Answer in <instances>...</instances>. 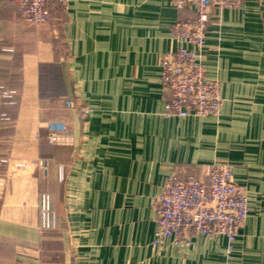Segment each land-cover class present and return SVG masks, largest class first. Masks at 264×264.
<instances>
[{"label": "crops", "instance_id": "0c3cea01", "mask_svg": "<svg viewBox=\"0 0 264 264\" xmlns=\"http://www.w3.org/2000/svg\"><path fill=\"white\" fill-rule=\"evenodd\" d=\"M53 5V22L33 26L0 0V264H264V0L211 12L200 55L222 85L218 118L162 115L161 58L193 11L169 0ZM53 121L67 127L61 143L48 140ZM214 163L248 193L234 250L201 235L153 248L152 204L169 176L208 183Z\"/></svg>", "mask_w": 264, "mask_h": 264}, {"label": "built area", "instance_id": "2783aa9c", "mask_svg": "<svg viewBox=\"0 0 264 264\" xmlns=\"http://www.w3.org/2000/svg\"><path fill=\"white\" fill-rule=\"evenodd\" d=\"M53 0H10L17 14L33 26L53 22ZM67 9L68 0H56ZM180 12L193 11L194 18L178 20L172 27L178 46L161 58V84L166 94L162 115L178 117H220L223 109L222 85L206 77L200 52L205 46L213 9H235L240 0H169ZM72 108V102L65 104ZM87 119L90 110L80 108ZM48 140L51 144L65 140L67 127L62 122H49ZM208 183L186 171H175L167 179L162 193L155 197L152 208L156 232L153 248L167 242L175 247L190 246L194 235L208 238L223 236L227 250H234L239 232L249 213V198L244 186L235 181L233 167L214 163L208 167ZM43 214H51L50 198L43 200ZM54 223V222H53ZM49 227V224H45ZM54 226V224H53Z\"/></svg>", "mask_w": 264, "mask_h": 264}, {"label": "trees", "instance_id": "16d2710c", "mask_svg": "<svg viewBox=\"0 0 264 264\" xmlns=\"http://www.w3.org/2000/svg\"><path fill=\"white\" fill-rule=\"evenodd\" d=\"M53 4H54V0H53L52 3H51V13L53 12V6H54ZM52 16H53V15H52ZM2 118H4V117H1V119H2Z\"/></svg>", "mask_w": 264, "mask_h": 264}, {"label": "rangeland", "instance_id": "374dc122", "mask_svg": "<svg viewBox=\"0 0 264 264\" xmlns=\"http://www.w3.org/2000/svg\"><path fill=\"white\" fill-rule=\"evenodd\" d=\"M214 118H216V117H214Z\"/></svg>", "mask_w": 264, "mask_h": 264}]
</instances>
